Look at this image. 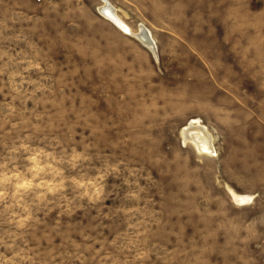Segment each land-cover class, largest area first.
I'll return each mask as SVG.
<instances>
[{
    "label": "rangeland",
    "instance_id": "obj_1",
    "mask_svg": "<svg viewBox=\"0 0 264 264\" xmlns=\"http://www.w3.org/2000/svg\"><path fill=\"white\" fill-rule=\"evenodd\" d=\"M110 1L159 59L101 0H0V264H264V0Z\"/></svg>",
    "mask_w": 264,
    "mask_h": 264
},
{
    "label": "bare ground",
    "instance_id": "obj_2",
    "mask_svg": "<svg viewBox=\"0 0 264 264\" xmlns=\"http://www.w3.org/2000/svg\"><path fill=\"white\" fill-rule=\"evenodd\" d=\"M100 17L108 21L126 37H131L141 42L159 59V48L151 30L140 24L137 30L122 17L119 10L111 3L110 0H101V5L98 8ZM183 143L195 148L196 152L205 156L216 155L215 138L207 125L199 118L191 119L190 122L183 128L181 132ZM234 198L237 202H244L246 196L242 197L234 193ZM251 198V197H250ZM249 199V197H248ZM250 202V200H249Z\"/></svg>",
    "mask_w": 264,
    "mask_h": 264
},
{
    "label": "crops",
    "instance_id": "obj_3",
    "mask_svg": "<svg viewBox=\"0 0 264 264\" xmlns=\"http://www.w3.org/2000/svg\"><path fill=\"white\" fill-rule=\"evenodd\" d=\"M117 29V28H116ZM118 30V29H117ZM119 31H120V29H119Z\"/></svg>",
    "mask_w": 264,
    "mask_h": 264
}]
</instances>
